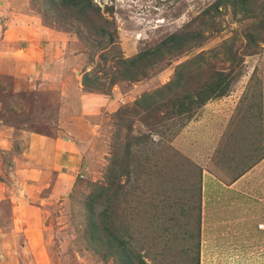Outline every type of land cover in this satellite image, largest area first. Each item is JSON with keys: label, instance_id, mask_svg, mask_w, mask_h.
<instances>
[{"label": "rangeland", "instance_id": "374dc122", "mask_svg": "<svg viewBox=\"0 0 264 264\" xmlns=\"http://www.w3.org/2000/svg\"><path fill=\"white\" fill-rule=\"evenodd\" d=\"M87 1L89 5L86 0H75L77 5L71 0H0V35L10 31L9 38L15 39L7 58L28 63L19 74L0 72V124L12 132L11 151L0 146V182L22 177L16 170L11 174L19 142L25 146L34 133L54 137L63 130L60 124L66 120L59 119L58 105L66 93L91 94L93 101L110 94L108 102L95 103L99 109L83 105L84 129L70 125V134L82 140L79 155L90 174L86 171L84 177L74 169L67 191L48 198L35 215L23 216L0 202V264H119L104 256L106 249L103 254L91 248L86 231L87 221L96 218L87 209L88 196L96 184L107 183L111 160L123 173L110 189L124 186L110 208L111 220L134 264H201L202 191L218 201L214 198L224 190L222 183H232L264 156V0L227 1L216 8L211 5L216 0ZM96 24L108 33L99 34ZM173 33L181 35L174 51L162 53L143 75L110 86L108 68L114 69V56H134ZM198 54L200 65H189L179 87L155 96L161 101L151 116L136 109L138 95L165 86L179 63ZM218 71L230 80L224 95L203 105L187 98L183 112L172 110L167 98L179 99L184 92L194 100L198 88ZM86 73L96 76L90 90L82 84ZM70 82L71 90L66 86ZM74 82L81 83L82 92ZM249 184L246 175L238 186L248 190ZM220 203H227L226 198ZM96 206L94 212L103 208ZM99 221L104 223V217Z\"/></svg>", "mask_w": 264, "mask_h": 264}, {"label": "crops", "instance_id": "0c3cea01", "mask_svg": "<svg viewBox=\"0 0 264 264\" xmlns=\"http://www.w3.org/2000/svg\"><path fill=\"white\" fill-rule=\"evenodd\" d=\"M24 27L29 28L27 24ZM9 33L10 31L5 32L3 36L0 35V72L11 71L13 74H19L27 68L28 63L26 64L25 59L13 55L12 58H7L12 54L10 45L15 40L9 38ZM7 49L8 51L5 54H1ZM55 50L57 52L58 50L61 51L59 48ZM27 83L34 84L35 82ZM138 83H131V86H137ZM73 85L77 92H82L80 82H74ZM66 86L71 90V82L67 83ZM83 95L71 92L70 94L66 93L65 98L62 96L64 99L58 105V117L59 119L65 118L66 125L63 124L62 127V124H60L63 130H60L57 136L43 137L34 133L29 139L27 138L25 146H22L20 142L18 143L19 150L17 149L16 152L19 151L17 155L19 164H17V160L16 162L12 161L16 165L12 167L11 174H13V170H16L21 172L22 177L18 181H15V179L7 180V184H5L6 181L5 183L0 182V186L1 184L7 186L4 193L0 191V202H7L9 207L14 209V212L21 210L20 214L23 213V216H28L29 213L35 215L38 212L37 207L40 209L39 205L48 201V198L54 199L58 197L54 194L59 191L60 193L67 191L72 183L71 178H75V172H72L74 169L77 168L80 171L79 173H84L83 176H86L85 172H88V170L79 155L83 154V152H80L82 150V140L72 136L69 129L73 130L72 128L76 124L81 126V130L84 129L80 118L83 105L89 103L94 106V109H99V106L95 103L97 101L103 103L101 99L108 102L110 94H107L108 96H97L94 101L91 94L84 93ZM102 106L103 104H100V108ZM71 124L74 127H71ZM11 134L10 128L0 124V146L8 148L10 151L12 149ZM80 134L83 135L84 133L81 131ZM40 138L43 140H39ZM67 170L71 173H67ZM253 171L255 176L252 175L251 178V172ZM262 174H264V156L254 163L248 172L242 173L232 183H222L224 190L221 189L214 198L218 201L210 200L212 195L210 191L206 193L202 191L203 207L199 229L201 264H227V262L231 264H264V175L261 177ZM62 175L66 177L64 178L65 182H63ZM246 175H248L250 181L249 189H239L244 183ZM5 185L1 188L5 189ZM251 185L252 187H250ZM50 187H52V190H50ZM57 189H62V191ZM45 190H50L49 195H41ZM222 198H226L227 203L221 204ZM17 200H20L19 205L16 202ZM23 200H26V202ZM32 200L38 201V206H32ZM29 220V223H31L32 218L30 217ZM259 224H262V226H259ZM10 257L13 258V256ZM210 258H213L214 262H210Z\"/></svg>", "mask_w": 264, "mask_h": 264}, {"label": "trees", "instance_id": "16d2710c", "mask_svg": "<svg viewBox=\"0 0 264 264\" xmlns=\"http://www.w3.org/2000/svg\"><path fill=\"white\" fill-rule=\"evenodd\" d=\"M72 1L75 5H77L75 0H71V2ZM227 1L229 3H234L236 0H216L211 5L216 8L220 4L226 3ZM86 2L89 5L90 1L86 0ZM86 6L87 5L82 4L81 9H85ZM95 9L100 13V9L98 7H96ZM96 29H98L97 32L99 34L102 33L105 35V33H108L107 31H105V28H102V25L100 26L99 24H96ZM111 39L112 34L110 33L109 40ZM179 41H181V35L179 33H173L164 38L160 42V44L155 45L153 48L141 51L134 56L128 58H120L114 56V60H112V66L114 67V69L108 68V72L110 75V86L114 85L117 80H124L126 78L135 79L138 77V75H143V73H145V70L153 65L157 61V59L161 57L162 53L164 54L174 51L172 50L174 47V43H177ZM168 43H170V45ZM201 61L202 57L200 54H198L197 56L187 61L179 63L175 68L173 79L165 83V86L155 88L153 91L144 92L143 94H140L138 97H136L133 102L137 106L136 109L140 110L141 108L146 116H151L152 112L156 111V105H158V103L161 101V99H157L155 96H161L164 91H166V95L167 92L169 93L172 89L179 87L182 83L185 72H189V65H193L195 63L200 65ZM139 63L141 64L140 68H136V70H134L132 67ZM211 76L212 77L208 81H206L202 87L198 88V96L194 100H191L192 95L184 92H179L181 95L179 99L178 97L173 98V96L167 98L166 101L169 102V104L172 106V110L183 112L184 110L182 109L185 103L184 100H187V98H190V104L196 103L197 105H203L212 97L224 95L229 88L228 83L230 82L227 75H224L223 72L218 71ZM95 77L91 78L87 73L84 75L82 84L86 90H90L88 86L94 81ZM181 87H183V90H185V86ZM164 104H166L165 101ZM177 107L178 109L175 110ZM115 114L118 115V118H121L118 110L115 112ZM137 142L139 143V141H135V144H137ZM126 147H129V143L126 144ZM125 152L129 154L130 150H126ZM113 157H115V155ZM120 166L121 165L119 164L115 166V162L111 160V164L107 167L106 170L107 183L105 185L96 184V187L93 189V194L88 196L89 202L87 204V209L91 212V215H89L92 216V213H95V217L99 220L104 217V223L97 220L96 218L95 220L93 219L92 222L87 221L86 231L89 233L88 242L91 244V248H93L94 250L101 249L103 251V254L107 251L104 256H113L115 259L119 260V264H134L132 254L127 249L126 240L123 238L122 234L118 233V227L113 224V221L111 220L110 208L114 204L115 199L120 197L121 191L124 187L117 184V186H115L113 189H110V186L115 182V179H118V177H120V175H122L123 173L121 170L122 166ZM96 202L98 205H102L103 208L99 211L94 212V209H96L97 207ZM100 214L102 215V217L99 216ZM198 224L200 225V214L198 215ZM132 261L133 263H131ZM141 264L145 263L142 261ZM196 264H199L198 260H196Z\"/></svg>", "mask_w": 264, "mask_h": 264}, {"label": "built area", "instance_id": "2783aa9c", "mask_svg": "<svg viewBox=\"0 0 264 264\" xmlns=\"http://www.w3.org/2000/svg\"><path fill=\"white\" fill-rule=\"evenodd\" d=\"M259 226H262V224H259Z\"/></svg>", "mask_w": 264, "mask_h": 264}]
</instances>
